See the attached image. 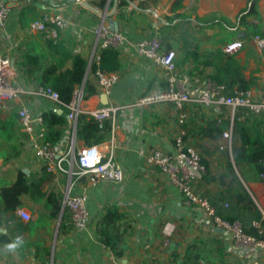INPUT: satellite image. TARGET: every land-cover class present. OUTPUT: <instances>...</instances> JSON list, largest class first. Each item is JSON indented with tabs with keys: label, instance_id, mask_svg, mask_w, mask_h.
Listing matches in <instances>:
<instances>
[{
	"label": "crops",
	"instance_id": "obj_1",
	"mask_svg": "<svg viewBox=\"0 0 264 264\" xmlns=\"http://www.w3.org/2000/svg\"><path fill=\"white\" fill-rule=\"evenodd\" d=\"M115 1H107L103 9L90 4L111 12ZM130 1L134 6L127 0H117L116 12L110 18L118 22V32L125 40L116 48L121 68L113 73L118 74L119 81L106 95L97 86L92 66L98 65L97 58L103 51L95 31L102 23L109 26L108 20L102 21L96 12L71 0H0L11 8L0 28V44L6 51L11 49L17 84L26 89L40 86L41 71L34 75L24 72V55L38 56L42 68L60 62L62 71L72 67L73 57H84L85 81L97 91L84 100V108H120L109 138L100 145L106 149L113 140L115 158L123 168L119 182L90 185L82 179L73 186L72 194L86 191L91 217L86 229H74L69 212L62 213L63 193L69 179L63 173L48 172L34 157L18 117L22 107L41 117L54 110L68 119L67 111L58 103L29 95L1 106L0 129L8 121L14 126L0 135V264H264V250L237 247L229 233L200 207L187 205L168 177L146 163L152 149L174 152L175 138L185 130L186 143L201 155L208 172L207 176L197 178L195 192L207 198L216 212H223L230 201L223 199L226 187L217 178L227 173L230 159L264 219V177L260 176L264 174V158L254 157L255 153L264 157V144L259 137L251 136L248 140L234 133L235 120L244 121L247 117L243 110L188 104L187 120L181 125L178 110L172 104L137 105L143 97L166 90L168 72L143 58L134 47L141 40L160 39L165 49L176 52L179 74L187 77L191 86L201 87L216 74L213 66H205L202 61L218 50L223 51L225 45L241 41L243 47L233 55L250 82L248 90L253 99L264 101V50L252 41L254 35L264 33V0ZM45 12L60 13L66 21L58 39L29 32L33 14L40 17ZM186 39L195 40L192 45L197 44L201 62L188 59L182 63L186 51L193 50L184 47ZM49 40L58 44L57 49L50 46ZM31 68L36 69L37 65L32 64ZM211 120L218 125L228 124L225 131L231 132V151L230 141L216 135L208 125ZM70 135L71 124L59 147L64 148ZM83 147L84 142L77 139V148ZM20 174L33 187V193L4 196L3 188H11ZM40 193H53L60 211L54 197L47 202V196L41 198ZM18 209L27 211L30 220L21 219ZM111 210H116L121 219L104 226L103 218ZM167 225L170 236L164 232ZM18 235L23 237V247L15 253L6 252L5 246Z\"/></svg>",
	"mask_w": 264,
	"mask_h": 264
},
{
	"label": "built area",
	"instance_id": "obj_2",
	"mask_svg": "<svg viewBox=\"0 0 264 264\" xmlns=\"http://www.w3.org/2000/svg\"><path fill=\"white\" fill-rule=\"evenodd\" d=\"M10 11L11 8L8 4L0 2V28L4 27ZM65 27L66 21L60 13L45 12L30 24L29 32L45 34L55 40L58 39L59 31ZM95 34L103 50L116 49L125 40L122 33L113 31L104 23L99 26ZM252 41L259 50H264V33L254 35ZM134 47L143 58L168 72L166 90L160 94L143 97L138 100L137 105L145 106L157 102L172 104L178 110V123L181 125H184L187 120L185 106L188 104L227 106L234 112L243 110L244 116L264 114V101H255L249 90L239 88L228 90L224 85L213 80L201 87L191 86L189 79L179 74L177 70L176 52L165 49L160 39L141 40L135 43ZM242 47L243 43L238 41L225 45L223 51L233 55ZM10 51L11 49L6 51L0 44V107L21 96L29 95L58 103L68 111L71 135L64 148L46 140L48 128L41 116H34L28 108L22 107L18 112V117L21 132L34 157L42 162L48 172L67 175L69 182L63 193L62 213L69 212L74 229L84 230L91 221L87 207L88 195L86 191L81 194H72L73 186L82 179L87 180L90 185L101 182H119L123 179V168L115 158L113 140L106 149L103 145L77 148L78 118L81 114H86L99 122L110 121L114 127L120 108L114 105H104L99 109L86 110L84 108V85L76 89L68 104L63 103L58 93L50 87L40 85L34 89H26L18 85L15 80L16 69ZM99 61L98 57L97 64ZM94 77L98 88L106 95L111 93L112 88L119 81L118 74L107 73L100 69L94 72ZM185 137L186 131L182 130L175 138L174 152L172 153L157 148L152 149L146 156V163L158 168L168 177L169 181L179 190L187 205L200 207L218 227L229 233L237 247H253L264 250V240L247 234L240 221L229 222L219 217L209 200L195 192V182L199 176L206 175L207 168L201 155L186 143ZM223 137L230 141L228 149L231 151V132L225 131ZM262 165L264 167V161ZM260 176L264 177V174ZM225 207H228V204ZM17 215L24 221L30 220L29 213L24 209H18ZM252 225L259 232L262 231L260 223L253 221ZM164 232L166 236H170L169 225L165 227Z\"/></svg>",
	"mask_w": 264,
	"mask_h": 264
},
{
	"label": "trees",
	"instance_id": "obj_3",
	"mask_svg": "<svg viewBox=\"0 0 264 264\" xmlns=\"http://www.w3.org/2000/svg\"><path fill=\"white\" fill-rule=\"evenodd\" d=\"M88 1L103 9L108 0ZM123 4H126V2H123ZM38 18L39 17L36 14H33V21ZM243 21L245 22L244 18ZM194 41L193 39L192 41L191 39H186L184 41V47L190 46L193 50L186 51L182 63H185L188 59H191L194 63L201 62L197 44L195 46L192 45ZM49 44L54 49H57L58 47V44H55L53 40H49ZM23 61L24 72L28 75H34L35 72L41 71L39 85L50 87L56 91L60 100L65 104L71 102L76 89L83 84L85 99L90 95L97 93L95 87L89 86L88 82L85 81L87 60L81 55L73 57L72 67L65 71H62V64L60 62H51L48 66L42 68V65L39 63L40 58L38 56H32L31 54L24 55ZM202 63L205 66H213L216 69V74L212 77V80L218 84L224 85L228 90H233L235 88L248 90L250 88V82L245 79L243 69L234 55H229L218 50L211 54L209 59L202 61ZM32 64H36L37 68H31ZM120 68L121 66L118 60V51L114 48H109L102 51L99 64H94L92 66V71L96 72V70L100 69L101 71L107 73H113L119 71ZM62 108L67 111L65 107ZM42 118L45 126L48 128L46 140L59 146L65 138L66 131L70 128L68 119L65 115H59L54 110H49L43 113ZM208 125L213 128L214 132L218 136L223 135L224 131L228 128V124L222 123L218 125V122L214 120L209 121ZM13 126L14 123L12 124L9 121L3 123L2 128L0 129V135L4 136L2 132ZM111 131L112 124L110 121L99 122L86 114H81L78 118L76 135L78 140L84 142L85 147H91L104 143L109 138ZM234 133H238V135L240 134L248 140H251V136L259 137L264 144V114L260 116L249 115L244 121H238L236 119L234 123ZM232 153L233 158L236 161V152L233 150ZM254 157L255 159L264 158L263 155H260V153H255ZM226 171L227 173L220 175L217 180H219L221 184L226 187L225 197L223 199H228L230 203L228 204V207L224 208L223 212H216V214L229 222L240 221L247 234L253 235L259 240H264L263 216L256 206L252 196L241 183L230 159L227 160ZM207 174L208 172L206 173V176ZM23 177L24 175L20 174L17 182L11 188H3L2 192L4 196H18L21 192H29L32 194L33 187L28 186ZM209 179L215 180L216 178ZM46 196L47 202H51V200L53 201L54 197L56 209L57 211H60V204L55 198V195L53 193H49L48 195L40 193L41 198ZM119 219H121V216L117 213V211L111 210L103 218L104 226H107L112 222H116ZM253 221L260 223L262 227L261 232H259L252 225ZM112 248L115 249V246L112 245ZM192 264L197 263L194 262Z\"/></svg>",
	"mask_w": 264,
	"mask_h": 264
},
{
	"label": "water",
	"instance_id": "obj_4",
	"mask_svg": "<svg viewBox=\"0 0 264 264\" xmlns=\"http://www.w3.org/2000/svg\"><path fill=\"white\" fill-rule=\"evenodd\" d=\"M71 1H73V2H78V3H80L83 7L87 8V9H89V10H91V11L96 12V13L99 15V17L101 18L102 21L108 20L109 26H110V28H111L113 31H118V30H119L118 22L115 21V20L110 19V18L114 15V13L116 12V8H117V5H118L117 0L115 1L114 9H113V11H111V12H108V11H107L108 8L105 9V10H103V11H100V10H98L97 8H95L94 6H92L90 3H88V2L85 1V0H71ZM108 2H110V0H108ZM127 2H128L130 5H133V6H134V4L132 3V1L127 0ZM150 12H151V13H154V12H152V11H150ZM160 20L162 21L163 19L160 18ZM83 85H84V84H83Z\"/></svg>",
	"mask_w": 264,
	"mask_h": 264
},
{
	"label": "clouds",
	"instance_id": "obj_5",
	"mask_svg": "<svg viewBox=\"0 0 264 264\" xmlns=\"http://www.w3.org/2000/svg\"><path fill=\"white\" fill-rule=\"evenodd\" d=\"M23 245V237L18 235L12 242L5 246V251L8 253H15L18 249L22 248Z\"/></svg>",
	"mask_w": 264,
	"mask_h": 264
}]
</instances>
